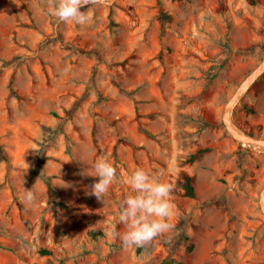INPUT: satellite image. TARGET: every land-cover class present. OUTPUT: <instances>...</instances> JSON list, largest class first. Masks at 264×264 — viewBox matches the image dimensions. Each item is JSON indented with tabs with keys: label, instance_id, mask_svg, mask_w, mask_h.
<instances>
[{
	"label": "rangeland",
	"instance_id": "rangeland-1",
	"mask_svg": "<svg viewBox=\"0 0 264 264\" xmlns=\"http://www.w3.org/2000/svg\"><path fill=\"white\" fill-rule=\"evenodd\" d=\"M263 59L264 0H0V264H264Z\"/></svg>",
	"mask_w": 264,
	"mask_h": 264
},
{
	"label": "water",
	"instance_id": "water-1",
	"mask_svg": "<svg viewBox=\"0 0 264 264\" xmlns=\"http://www.w3.org/2000/svg\"><path fill=\"white\" fill-rule=\"evenodd\" d=\"M264 74V59L238 86L225 106L223 121L231 136L242 144L264 146V138H256L238 129L231 120V113L237 102L252 88L258 79ZM260 207L264 213V187L260 195Z\"/></svg>",
	"mask_w": 264,
	"mask_h": 264
},
{
	"label": "trees",
	"instance_id": "trees-1",
	"mask_svg": "<svg viewBox=\"0 0 264 264\" xmlns=\"http://www.w3.org/2000/svg\"><path fill=\"white\" fill-rule=\"evenodd\" d=\"M246 109L250 112H253V109L250 107H246ZM207 151V149H201L199 150L197 153H202ZM0 155L1 157H4V151L2 149V147L0 146ZM197 154L192 155L190 161H193L195 159ZM47 185H48V189L53 197V199H58V193L56 191V189L54 188V186L52 185V182L50 179H47ZM184 187H185V191H186V195L190 196V197H194L195 196V188L192 184V178L190 176H186L185 178V183H184ZM62 205H64L63 202H61ZM65 207L67 209H69V211H71L70 207L68 205L65 204ZM44 253L50 254V251L44 250Z\"/></svg>",
	"mask_w": 264,
	"mask_h": 264
}]
</instances>
